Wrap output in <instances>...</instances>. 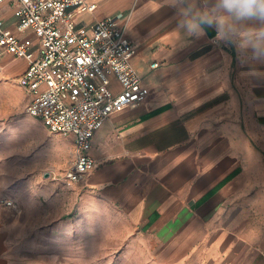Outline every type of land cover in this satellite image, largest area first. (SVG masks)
Segmentation results:
<instances>
[{
  "label": "crops",
  "instance_id": "obj_1",
  "mask_svg": "<svg viewBox=\"0 0 264 264\" xmlns=\"http://www.w3.org/2000/svg\"><path fill=\"white\" fill-rule=\"evenodd\" d=\"M88 1L95 8L78 23L120 14L149 92L95 130L96 165L73 183L82 201L140 226L156 264H264V18H239L219 0ZM0 16L37 40L18 29L12 0ZM4 53L22 66L9 75L0 61V88L31 97L18 81L28 59ZM7 209L0 203V264H74L15 259Z\"/></svg>",
  "mask_w": 264,
  "mask_h": 264
},
{
  "label": "rangeland",
  "instance_id": "obj_2",
  "mask_svg": "<svg viewBox=\"0 0 264 264\" xmlns=\"http://www.w3.org/2000/svg\"><path fill=\"white\" fill-rule=\"evenodd\" d=\"M9 59L0 56L4 72L12 75L22 63ZM29 97L17 88H0V203L8 207L2 227L9 252L21 261L156 264L153 242L140 226L94 211L63 181L75 156L74 141L31 115Z\"/></svg>",
  "mask_w": 264,
  "mask_h": 264
},
{
  "label": "built area",
  "instance_id": "obj_3",
  "mask_svg": "<svg viewBox=\"0 0 264 264\" xmlns=\"http://www.w3.org/2000/svg\"><path fill=\"white\" fill-rule=\"evenodd\" d=\"M12 1L18 29L33 30L37 40L5 26L0 16V56L7 51L28 59L18 77L31 93L26 110L49 130L73 135L75 157L62 178L71 185L96 165L92 136L103 120L136 106L149 92L132 63L136 47L120 14L79 24L78 11L95 8L88 0ZM111 74L121 83L120 91L112 88ZM5 203L11 205L12 200Z\"/></svg>",
  "mask_w": 264,
  "mask_h": 264
},
{
  "label": "clouds",
  "instance_id": "obj_4",
  "mask_svg": "<svg viewBox=\"0 0 264 264\" xmlns=\"http://www.w3.org/2000/svg\"><path fill=\"white\" fill-rule=\"evenodd\" d=\"M219 4L227 12L239 18H264V0H219Z\"/></svg>",
  "mask_w": 264,
  "mask_h": 264
}]
</instances>
